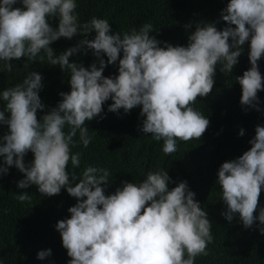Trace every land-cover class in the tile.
Here are the masks:
<instances>
[{
  "label": "clouds",
  "instance_id": "9594fccd",
  "mask_svg": "<svg viewBox=\"0 0 264 264\" xmlns=\"http://www.w3.org/2000/svg\"><path fill=\"white\" fill-rule=\"evenodd\" d=\"M17 2L0 0V61L11 72L9 61L22 57L35 61L43 51L50 65L70 71V92L60 93L57 106L39 120L37 110L44 108L38 96L39 73L31 72L22 83L0 93L6 102L0 123L8 126V133L0 138V174L15 166L25 177L19 188L34 185L44 196L57 195L63 188L77 199L68 208L70 218L55 225L71 258L68 264H194L197 256L207 255L212 225L186 182L169 190L166 171L149 172L142 182H124L106 196L102 185L109 183V171L89 166L72 186L68 163L77 168L80 159L79 153L71 154L70 146L78 130L88 146L86 121L98 116L109 99L113 102L108 111L114 113L140 106L144 117L140 130L163 141L165 155L176 152L178 140H199L209 120L192 105L211 92L217 65H222V73H231L245 42L251 67L236 82L241 86L240 103L256 107L257 93L264 85L257 63L264 56V0H229L221 19L235 27L218 31L211 23L197 24L186 47H159L149 35L151 24L123 35L112 33L106 19L94 17L80 25L75 0H19L23 9L13 7ZM50 17L58 18L55 29ZM93 31V40L81 39L62 54L55 55L49 46L61 37H86ZM81 46L93 50L99 67L95 62L88 68L69 62ZM101 53L107 56V64L118 60L114 78L103 76L106 63ZM243 134L241 129L239 135ZM249 143V150L223 162L217 172L225 219L231 221L238 213L246 228L257 220L264 224V208L254 215L264 190V127L256 126ZM29 151L34 159L26 168L23 157ZM71 179H76L74 174ZM17 199L25 202L31 197L21 193ZM260 231L264 233V228ZM50 254V249L40 251L37 258Z\"/></svg>",
  "mask_w": 264,
  "mask_h": 264
},
{
  "label": "trees",
  "instance_id": "16d2710c",
  "mask_svg": "<svg viewBox=\"0 0 264 264\" xmlns=\"http://www.w3.org/2000/svg\"><path fill=\"white\" fill-rule=\"evenodd\" d=\"M229 0H75V15L78 24L90 22L92 18L106 19L112 33H131L139 31L144 24L152 25L150 36L159 47L167 45L187 46L188 36L195 26L211 23L217 30L228 25L221 19V12ZM13 7L23 9L18 2ZM53 29L58 26V18H49ZM188 25V27H185ZM111 34V33H110ZM96 33L85 37L77 34L71 39L59 38L49 46L55 55L62 54L68 48L75 47L81 39L93 40ZM231 43V40L229 41ZM241 47V55L231 73L220 71L217 65L213 77L214 85L205 97H197L192 107L209 120L207 130L199 140L177 141L176 152L165 155L163 141H156L150 134L143 133L140 114L141 108L125 113L108 111L111 99L103 104L102 112L90 121H86L90 143L85 147L80 140L79 130L73 137L71 154L79 153V167L68 163L70 184L75 185L83 171L91 166L109 171V183L102 185L104 194H113L124 182L139 183L146 179L149 172L166 171L171 190L178 182L187 183L189 190L195 193L194 199L207 213L211 223L212 242L207 245V255H199L194 264H264V233L260 229L264 224L257 220L251 227H244L239 214L228 221L223 213L227 210L221 199V189L217 184V172L225 161L235 160L251 145L256 126L264 127V85L257 93L256 107L240 103L241 86L236 77L242 76L251 65L248 59L249 44ZM122 52L120 58H122ZM43 58V59H42ZM100 59L106 63L104 77L118 75V60L107 64V56L101 53ZM12 63V71L0 61V93L23 82L31 72L42 77L38 96L44 108L37 110V119H41L55 108L62 97L60 93L70 92V71H64L58 65H50L43 51L35 61L22 57ZM70 63L88 68L92 63L99 67L98 58L93 50L81 46L80 50L69 57ZM260 74L264 77V56L257 62ZM6 102L0 98V110ZM259 110H256V109ZM8 114L5 113L7 118ZM243 135H239L240 130ZM65 133L69 131L65 126ZM8 133V126L0 123V138ZM34 159L31 151L23 157L25 167H30ZM3 157H0V164ZM74 174L76 179L72 180ZM22 173L15 166L7 174H0V264H68L71 259L62 246L61 237L56 230L57 221L70 218L68 208L77 203L65 189L53 196H44L34 185L19 188L23 180ZM27 193L31 200L21 202L17 195ZM264 208V190L259 196V204L254 215L258 216ZM51 250L44 259H38L37 253Z\"/></svg>",
  "mask_w": 264,
  "mask_h": 264
}]
</instances>
